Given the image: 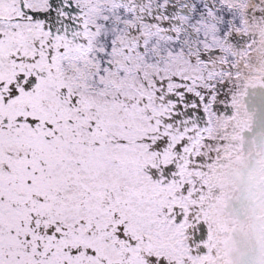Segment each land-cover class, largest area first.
<instances>
[{
    "label": "snow or ice",
    "instance_id": "obj_1",
    "mask_svg": "<svg viewBox=\"0 0 264 264\" xmlns=\"http://www.w3.org/2000/svg\"><path fill=\"white\" fill-rule=\"evenodd\" d=\"M0 264H264V0H0Z\"/></svg>",
    "mask_w": 264,
    "mask_h": 264
}]
</instances>
